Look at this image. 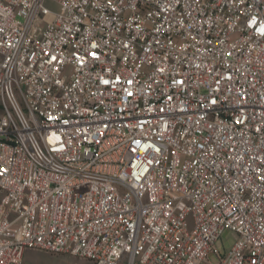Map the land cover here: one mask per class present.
Masks as SVG:
<instances>
[{
    "label": "built area",
    "instance_id": "obj_1",
    "mask_svg": "<svg viewBox=\"0 0 264 264\" xmlns=\"http://www.w3.org/2000/svg\"><path fill=\"white\" fill-rule=\"evenodd\" d=\"M31 248L264 264V0H0V264Z\"/></svg>",
    "mask_w": 264,
    "mask_h": 264
},
{
    "label": "rangeland",
    "instance_id": "obj_2",
    "mask_svg": "<svg viewBox=\"0 0 264 264\" xmlns=\"http://www.w3.org/2000/svg\"><path fill=\"white\" fill-rule=\"evenodd\" d=\"M46 6L51 11H57L56 5L47 1ZM237 235L230 229H224L219 238L215 241L213 249L220 255L226 254ZM217 264L218 257L215 254H209L201 264ZM24 264H91L87 259L76 257L64 253H53L42 249L31 248L24 251Z\"/></svg>",
    "mask_w": 264,
    "mask_h": 264
}]
</instances>
